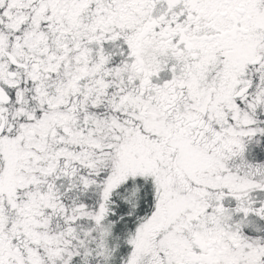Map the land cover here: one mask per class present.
Here are the masks:
<instances>
[{"label": "snow or ice", "instance_id": "snow-or-ice-1", "mask_svg": "<svg viewBox=\"0 0 264 264\" xmlns=\"http://www.w3.org/2000/svg\"><path fill=\"white\" fill-rule=\"evenodd\" d=\"M0 264H264V0H0Z\"/></svg>", "mask_w": 264, "mask_h": 264}]
</instances>
